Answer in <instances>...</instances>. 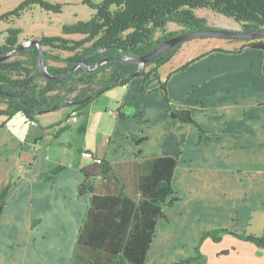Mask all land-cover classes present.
Masks as SVG:
<instances>
[{
  "label": "crops",
  "instance_id": "1",
  "mask_svg": "<svg viewBox=\"0 0 264 264\" xmlns=\"http://www.w3.org/2000/svg\"><path fill=\"white\" fill-rule=\"evenodd\" d=\"M241 44L187 41L155 73L92 102L83 134L69 108L42 113L35 125L21 114L1 115L0 193L10 187L0 216V264H100L72 257L91 198L78 195L82 168L93 164L84 151L115 166L134 200L147 172L143 160L177 158V200L155 224L147 264L189 258L207 230L259 237L260 226L262 236L264 53H233ZM172 108L190 111L201 131L173 118ZM199 249L207 264H264L262 249L228 235L217 243L207 238Z\"/></svg>",
  "mask_w": 264,
  "mask_h": 264
},
{
  "label": "trees",
  "instance_id": "2",
  "mask_svg": "<svg viewBox=\"0 0 264 264\" xmlns=\"http://www.w3.org/2000/svg\"><path fill=\"white\" fill-rule=\"evenodd\" d=\"M89 4L94 11L89 20L77 21L62 28V35H77L79 40L62 36L38 40L43 47L46 69L50 75L57 76L81 61L92 69L104 58L110 59L109 62L94 72L78 68L62 80H49L38 69V48L30 46L11 60L0 63V105L3 106L0 116L21 114L30 122H35L42 113L69 108L70 115L74 113L80 118L78 133L83 134L92 102L112 88L126 85L136 76L146 78L151 72L155 73L187 41L177 43L143 67L122 64L114 59L139 57L167 38L213 29L207 25L206 19L195 13L197 9L229 17L239 23L240 31L246 33L264 31V0H103L99 5ZM34 5L47 12H61L59 5L28 0L5 17H0V20L17 19L25 9ZM169 23L180 29L168 31ZM18 33L13 30L5 39L0 56L18 47L15 38ZM223 40L242 43L233 53L245 47L260 49L264 53L262 36L247 40ZM188 65L183 68L186 69ZM160 88L168 102L164 83ZM171 115L182 124H193L200 129L190 111L172 108ZM134 141L135 144L140 143ZM95 159H98V163L93 162L82 168L85 180L79 185L78 195L88 193L91 198L72 257L85 255L100 264H147L146 253L155 235V224L164 217V210L172 207L177 200L172 195V176L177 158L143 160L147 172L139 178L136 200L128 195L130 188L117 177L115 166L102 158ZM59 170L55 168L48 178ZM92 180L101 183H92ZM8 187H4L0 193V216ZM224 235L252 243L264 251V233L256 237L225 229L207 230L199 238L196 252L174 264H207L206 257L200 252V245L207 238L217 243ZM222 254H228V251Z\"/></svg>",
  "mask_w": 264,
  "mask_h": 264
},
{
  "label": "rangeland",
  "instance_id": "3",
  "mask_svg": "<svg viewBox=\"0 0 264 264\" xmlns=\"http://www.w3.org/2000/svg\"><path fill=\"white\" fill-rule=\"evenodd\" d=\"M28 0H0V17H5L20 4ZM33 1V0H32ZM46 2L48 5H59L60 13L47 12L37 5L30 6L25 9L19 18H8L0 20V48L4 45L5 39L9 34L16 30L19 31L15 38L18 46L28 40H39L42 37L52 38L62 36L79 40L77 35L67 36L62 35V28L66 25H71L78 22L89 20L94 11L90 8V4L99 5L103 0H38ZM195 13L198 16L206 19L207 25L216 30H227L231 32H239L241 27L229 17L217 15L209 10L197 9ZM180 28L175 24H168L167 30L170 32L177 31ZM160 35L158 34L157 37ZM200 39H215V38H200ZM223 40V39H215ZM168 67H170L168 65ZM169 69V68H168ZM174 190L172 191V195ZM250 230H248V233ZM262 229L258 226V235H261ZM261 256L264 257V252L260 250ZM207 261V259H206Z\"/></svg>",
  "mask_w": 264,
  "mask_h": 264
},
{
  "label": "water",
  "instance_id": "4",
  "mask_svg": "<svg viewBox=\"0 0 264 264\" xmlns=\"http://www.w3.org/2000/svg\"><path fill=\"white\" fill-rule=\"evenodd\" d=\"M264 37V31L260 30V31H256V32H243V31H239V32H231V31H227V30H216V29H209L206 31H196V32H190V33H183L180 34L178 36H175L173 38H167L165 40H163L155 49H152L150 52H147L144 55L141 56H136L133 58H127V59H114L117 61H121L122 64H138V66H145L151 59L156 58L159 54L164 53L167 49L172 48L174 45H176L177 43L183 42V41H189L195 38H215V39H253V38H257V37ZM32 47L35 46L38 49V53H39V62H38V69L40 71V73L45 76L46 79L49 80H56V79H64L66 77H68L69 75H71L75 70H77L78 68H82L84 70H86L87 72H94L95 70L98 69L99 66H102L103 64H105L106 62H109L110 59L104 58L103 60H101L97 66H95L93 69L89 68L83 61L75 64L74 66H72L67 72L63 73L62 75H57V76H53L50 75L46 69L44 60H43V52H42V45L38 40H28L24 43H22L21 45H19L17 48H14V50L4 56H0V63L2 62H6L11 60L12 58L16 57L20 51L27 49L28 47Z\"/></svg>",
  "mask_w": 264,
  "mask_h": 264
},
{
  "label": "built area",
  "instance_id": "5",
  "mask_svg": "<svg viewBox=\"0 0 264 264\" xmlns=\"http://www.w3.org/2000/svg\"><path fill=\"white\" fill-rule=\"evenodd\" d=\"M71 120H72L73 122H75V123L77 122V117L75 116L74 113L71 114ZM31 124H32V125H35L34 122H31ZM82 156H83L85 159H89V160H91L92 162H97V163H98V159H95L96 157L93 156L92 153H89V151H84V152L82 153Z\"/></svg>",
  "mask_w": 264,
  "mask_h": 264
}]
</instances>
